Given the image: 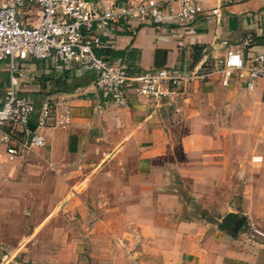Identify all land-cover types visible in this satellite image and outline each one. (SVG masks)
I'll use <instances>...</instances> for the list:
<instances>
[{"label": "crops", "instance_id": "1", "mask_svg": "<svg viewBox=\"0 0 264 264\" xmlns=\"http://www.w3.org/2000/svg\"><path fill=\"white\" fill-rule=\"evenodd\" d=\"M203 8L184 28L102 36L99 53L115 65L182 78L160 99L126 89L124 105H103L91 73L16 62L20 93L51 100L58 119H70L35 129L44 145L19 157L0 146V264H264V80L247 89L235 78L224 86L218 75L201 76L231 49L260 50L264 0H203ZM9 78L0 61V102ZM104 164L107 190L90 209L74 188ZM28 194L30 214L42 219L7 239L15 204ZM229 212L243 220L240 229L249 220L251 232L219 230Z\"/></svg>", "mask_w": 264, "mask_h": 264}, {"label": "built area", "instance_id": "2", "mask_svg": "<svg viewBox=\"0 0 264 264\" xmlns=\"http://www.w3.org/2000/svg\"><path fill=\"white\" fill-rule=\"evenodd\" d=\"M202 15L203 0H8L2 4L0 61H7L10 70L0 102V146L5 154L14 157L19 149L44 145L27 126L32 118L35 129L65 127L70 119L66 112L59 120L51 100L36 103L20 93L22 73L17 61L73 65L93 74L103 105H124L126 89L144 98L160 99L178 87L182 78L168 69L140 72L115 65L99 53L104 48L102 36L120 28L133 32L146 25L184 28ZM211 75H218L224 86L235 78L252 89L264 80V43L259 51L246 56L240 50L227 51L222 59L203 68L202 77Z\"/></svg>", "mask_w": 264, "mask_h": 264}, {"label": "rangeland", "instance_id": "3", "mask_svg": "<svg viewBox=\"0 0 264 264\" xmlns=\"http://www.w3.org/2000/svg\"><path fill=\"white\" fill-rule=\"evenodd\" d=\"M7 1L8 0H0V6L2 4H5ZM19 156H21V154L18 155V157ZM176 156L178 158H180V160L181 159L183 160L185 158V157H183V155L181 153H177ZM106 168L107 167H106L105 164H104L103 167H100V165H99L97 168H95V166H94V173H91L90 175H87L86 178L82 177L81 184H79L78 186H76L74 188V192L75 193L82 194V195L84 194L85 204L90 209L93 207L92 206V202H93L92 199L94 198V200H96V198H97L96 195L97 194H100V192H102V191L106 192V190H107L106 182L104 180L105 178H107ZM19 172H23V171L20 170ZM92 174H94V176L97 175L96 177H94V176L93 177L95 178L96 182L99 183V184H96L94 186V191L92 190L93 188H91V186H90V179L92 177ZM12 177L13 176H8L9 182H13V181L17 180L15 177H13V178ZM97 180H99V181H97ZM34 187L35 186L32 187V190H33ZM181 191H182L183 194H186V186H181ZM29 198L31 199L32 196L28 194V195L23 196L22 199L20 198L22 200V201L20 200L21 202H19V201L16 202L15 206L17 207V211H15L13 213V215L11 217V222L9 223V227L6 228L7 231H6L5 234H6L7 239H9L10 236L13 237V236L17 235L15 233L20 231L21 229H23V227L26 226V229L28 227H32V225L34 224L33 222L36 223L38 220L42 219V218L41 219L33 218L32 214H30V212L32 211L34 203H32V201L29 202ZM185 198H186L187 204L189 205L190 204L189 203L190 202L189 199H191V198L188 199L186 196H185ZM95 204L96 203H94V205ZM240 212H242V211H240ZM37 216L39 217V215H37ZM202 216H206L205 219H207V220H211V221L214 220V219H212L211 216H207V215H204V214H202ZM54 225H58V219H56L54 221ZM250 230H251V226L249 225V220H245L244 223H243V228L242 229H240V228L238 229V231H245V232L248 231L249 233L251 232ZM16 239H18V240L16 241L15 246L17 244H19V243L24 241V237L16 238Z\"/></svg>", "mask_w": 264, "mask_h": 264}, {"label": "water", "instance_id": "4", "mask_svg": "<svg viewBox=\"0 0 264 264\" xmlns=\"http://www.w3.org/2000/svg\"><path fill=\"white\" fill-rule=\"evenodd\" d=\"M28 128L30 131L35 130V126L29 123ZM242 219H238V215L233 212H229L226 215H224L221 218L220 223L217 225V228L221 231H228V230H233V231H238V229L242 226Z\"/></svg>", "mask_w": 264, "mask_h": 264}]
</instances>
